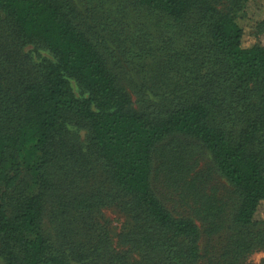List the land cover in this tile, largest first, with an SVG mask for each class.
<instances>
[{"label": "trees", "instance_id": "1", "mask_svg": "<svg viewBox=\"0 0 264 264\" xmlns=\"http://www.w3.org/2000/svg\"><path fill=\"white\" fill-rule=\"evenodd\" d=\"M253 1L0 0V264H200L198 224L176 216L151 185L154 154L174 134L199 140L240 197L235 231L210 264H239L264 247V46L247 43L243 20ZM143 16L161 55L138 53L158 82L142 80L144 109H136L110 67L112 45L97 36L104 28L115 40L134 39L125 26ZM12 45L22 52L14 72ZM89 156L109 186L73 195L63 210L78 213L70 222L77 231L55 241L43 216L65 180L52 167ZM102 204L130 219L118 246L101 224L94 240L77 239ZM204 204L216 230L224 209L214 197Z\"/></svg>", "mask_w": 264, "mask_h": 264}, {"label": "rangeland", "instance_id": "2", "mask_svg": "<svg viewBox=\"0 0 264 264\" xmlns=\"http://www.w3.org/2000/svg\"><path fill=\"white\" fill-rule=\"evenodd\" d=\"M244 15L247 43H258L264 46V0L249 2ZM143 17V21L133 25L134 28L131 30L125 26L126 31H129L134 39L120 36L115 40L111 32H106L104 28L97 36H101L100 43L104 41L106 46L112 45L111 51L114 52L109 61L110 67L118 74L122 85L131 94L136 109H144L143 100L146 99V94L141 85L142 80L148 79L150 85L154 87H157L158 82L155 76L157 70L152 65V61L143 60L144 58L138 53L142 50L149 56L161 55L155 47L158 40L150 36L157 34L156 25L153 28L147 16ZM139 29H143L141 36L144 37L137 43L135 40L139 38L137 36ZM133 30L134 34H132ZM134 42L136 46L132 47ZM117 44L122 45L121 50ZM26 51L28 48L25 49ZM9 57L8 67L14 72L15 64L21 61L22 52L16 54V47L12 45ZM24 61L28 62V59L25 57ZM11 77L14 78V74ZM148 80L143 82L147 87H149ZM83 139L84 132H81L78 140L81 142ZM58 165L52 167V170L55 178L65 180L61 182L64 189L51 192V195L46 198L43 231L53 240L63 241V238L71 236L70 231L74 233L77 231L75 225H71L70 222L78 219V213L74 212L71 207L66 212L63 210L64 206L71 201L73 195L83 198L88 193L96 191L101 185L105 184L108 188L109 184L104 167L95 157L89 156L84 161H65L62 166ZM68 185L71 192L66 191ZM151 185L161 202L176 216L192 218L198 224L201 232L202 258L200 264L219 263L225 246L235 231L234 216L240 203V197L235 187L217 169L209 150L193 137L182 134L169 136L162 141L158 151L154 154ZM202 196L205 198L201 199ZM210 197L219 201L224 209L216 230H213L212 225L205 221V215L202 212L205 207L204 202H207ZM259 216H264V205ZM94 223L95 229L93 230L91 225ZM100 224L108 231L112 246H118V235L129 226L130 219L119 206L102 204L88 216V226H83L86 231L81 227L78 229L80 234L77 239L94 240V231L100 232ZM239 264H264V247L247 254Z\"/></svg>", "mask_w": 264, "mask_h": 264}]
</instances>
